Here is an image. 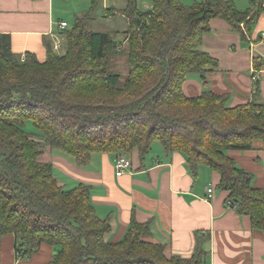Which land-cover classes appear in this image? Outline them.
Segmentation results:
<instances>
[{"label":"trees","instance_id":"trees-1","mask_svg":"<svg viewBox=\"0 0 264 264\" xmlns=\"http://www.w3.org/2000/svg\"><path fill=\"white\" fill-rule=\"evenodd\" d=\"M150 1L148 10L127 0L104 13L127 18L129 71L122 85L110 68L115 39L88 27L101 0L62 30L63 53L44 39V61L14 52L10 34L0 33V244L15 235L17 257L30 259L49 244L55 254L48 264H207L209 233H195L191 256L167 257L163 244L147 239L150 222L134 215L123 239L108 241L111 223L99 216L91 187L59 184L53 164L40 159L48 146L84 166L95 152L137 149L144 161L159 142L166 153L185 155L194 178L203 165L219 172L218 188L229 192L231 206L250 217L253 230L264 231V189L228 153L264 140L259 80L253 99L236 106L228 94L208 89L190 97L183 89L190 74L205 79L218 66L200 49L211 20H226L249 43L264 0H250L245 11L234 0ZM263 64L255 60L257 69Z\"/></svg>","mask_w":264,"mask_h":264},{"label":"crops","instance_id":"crops-1","mask_svg":"<svg viewBox=\"0 0 264 264\" xmlns=\"http://www.w3.org/2000/svg\"><path fill=\"white\" fill-rule=\"evenodd\" d=\"M67 1L0 0V33L10 34L14 52H33L41 61L46 58L45 38L53 43L62 38V45L56 51L63 53L60 51L65 50L62 34L65 28L60 23L65 21L69 26V21L57 17L56 12L65 10L61 3ZM89 1L91 7L92 0ZM182 1L190 5L200 0ZM234 2L239 10L245 11L250 0ZM126 3L127 0H101L100 5L105 13L111 8H124ZM139 7L148 10L152 3L139 0ZM74 15L82 16L81 12ZM210 27L203 35L200 49L216 58L218 66L209 70L205 79L200 74H190L183 85L185 94L195 97L209 89L228 94L230 104L236 106L253 99L258 79L260 101L264 102V64L261 69L255 67L256 59L264 62V13L253 28L249 43L224 19H212ZM55 150L44 148L40 159L53 164L55 176L65 188L80 183L91 187L92 202L99 216L109 218L111 223L108 241L123 239L134 215L139 222H150L152 235L147 239L163 244L167 257L191 256L195 233L199 231L210 234L206 243L207 264H264V231L253 230L250 217L239 214L231 206L229 192L217 188L221 180L219 172L203 165L194 178L185 155L168 154L162 145L144 161L134 149L128 154L131 168L120 176L116 174L117 154L95 152L90 162L81 166L73 156ZM228 153L254 175V186L264 189V140L256 139L250 150ZM210 187L214 190L213 197L207 200ZM15 240L13 234L1 239L0 264H48L55 254L51 245L43 244L32 258L17 257Z\"/></svg>","mask_w":264,"mask_h":264},{"label":"rangeland","instance_id":"rangeland-1","mask_svg":"<svg viewBox=\"0 0 264 264\" xmlns=\"http://www.w3.org/2000/svg\"><path fill=\"white\" fill-rule=\"evenodd\" d=\"M61 5H63L65 10H61L60 12L57 10L56 16L59 18L62 17L67 19L69 21V24H71L74 20V13L81 12V14L83 15L90 9L89 0H68L67 2H65V4L61 3ZM88 27L93 31L108 32L113 36L115 41H118L117 51H115L112 56L110 68L113 71L120 73V84L122 85L129 71L128 51L126 50V43H124L126 42L124 32L128 28L126 17L121 14H115L114 17L110 18L104 17L103 5H100L94 12V20L88 24ZM118 47L120 50L118 49ZM63 51L64 50L62 49V51L60 52ZM29 127L30 129H34L31 125ZM159 146H161L159 142H154L151 153L158 150ZM55 153L63 152L57 149L55 150Z\"/></svg>","mask_w":264,"mask_h":264},{"label":"built area","instance_id":"built-area-1","mask_svg":"<svg viewBox=\"0 0 264 264\" xmlns=\"http://www.w3.org/2000/svg\"><path fill=\"white\" fill-rule=\"evenodd\" d=\"M67 26H68V22L63 21V22L60 23V27L62 29L66 28ZM62 41H63L62 38L58 37L56 39V41L54 42V49L55 50L59 51V48L62 45ZM131 166H132V161L127 155H124V154L119 155L118 158H117V161H116V168H117L116 174L118 176L124 174V172L127 169L131 168ZM213 191L214 190H213L212 187L208 188V193H207V196H206L207 200H210L213 197Z\"/></svg>","mask_w":264,"mask_h":264}]
</instances>
